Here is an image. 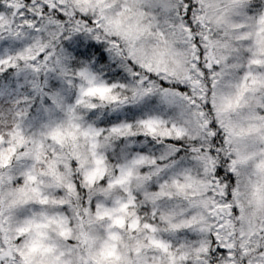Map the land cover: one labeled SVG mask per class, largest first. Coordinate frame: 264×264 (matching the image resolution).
<instances>
[{
  "label": "snow or ice",
  "instance_id": "6c2138e0",
  "mask_svg": "<svg viewBox=\"0 0 264 264\" xmlns=\"http://www.w3.org/2000/svg\"><path fill=\"white\" fill-rule=\"evenodd\" d=\"M0 264H264V0H0Z\"/></svg>",
  "mask_w": 264,
  "mask_h": 264
}]
</instances>
